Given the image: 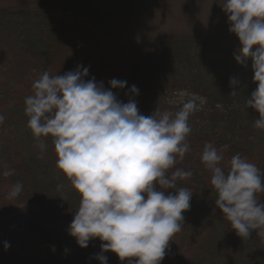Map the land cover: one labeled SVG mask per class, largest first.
Here are the masks:
<instances>
[{
	"label": "trees",
	"instance_id": "16d2710c",
	"mask_svg": "<svg viewBox=\"0 0 264 264\" xmlns=\"http://www.w3.org/2000/svg\"><path fill=\"white\" fill-rule=\"evenodd\" d=\"M124 1L0 0V114L5 117L0 125V173L5 166L15 170L11 177L0 175V239L13 231L23 232L25 240L36 237L46 259L54 248L61 264H100L99 239L81 249L69 235L79 196L56 167L51 139L47 150H40L24 111L25 97L44 71L64 75L81 66V71L88 69L86 79L94 78L105 88L112 79L126 81L124 89L114 90L122 102H127L126 93L135 85L139 94L134 99L146 116L156 109L178 111L180 92L206 98L202 109L189 117L190 151L177 165L193 173L176 182L177 188L193 193L191 208L161 264H264V235L253 232L249 239H241L231 229L215 208L211 173L200 159L206 143L218 149L228 145L225 169L239 153L264 176V130L253 126L258 113L245 105L256 88L251 62L247 67L235 62L239 44L223 49L216 36L194 33L93 53L74 49L68 37L73 29L82 27L94 36L108 33L118 23ZM232 78L239 81L235 89L230 86ZM234 90L237 94L231 96ZM16 182L23 189L10 200L7 193ZM258 196L264 199V193ZM4 244H0V264H11L19 249L1 252ZM104 255L107 264H129L113 253Z\"/></svg>",
	"mask_w": 264,
	"mask_h": 264
},
{
	"label": "clouds",
	"instance_id": "9594fccd",
	"mask_svg": "<svg viewBox=\"0 0 264 264\" xmlns=\"http://www.w3.org/2000/svg\"><path fill=\"white\" fill-rule=\"evenodd\" d=\"M222 8L229 32L239 42L235 62L244 67L251 62L256 88L246 108L258 113L253 126L264 130V0H225ZM80 68L64 75L44 71L24 100L27 127L40 150L46 151L51 139L56 167L79 196L69 235L81 249L99 239L100 264H107L108 252L129 264L133 260L161 264L191 208L193 193L177 188L176 182L193 173L177 165L190 151L189 117L202 109L206 98L180 92L178 111L156 109L146 116L134 99L139 94L135 85L126 93L127 102H122L114 90L124 89L126 81L112 79L105 88L94 78L86 79L88 69ZM238 83L236 78L230 80L233 89ZM236 94L234 90L231 96ZM4 120L0 114V125ZM228 147L206 143L200 156L211 173L215 208L241 239H249L253 232L264 235V199L258 196L264 193V176L239 153L225 169ZM14 173L5 166L0 175L8 178ZM22 189V183H14L7 198H18ZM8 247L5 242V250Z\"/></svg>",
	"mask_w": 264,
	"mask_h": 264
},
{
	"label": "rangeland",
	"instance_id": "374dc122",
	"mask_svg": "<svg viewBox=\"0 0 264 264\" xmlns=\"http://www.w3.org/2000/svg\"><path fill=\"white\" fill-rule=\"evenodd\" d=\"M224 3L225 0H125L118 23L108 33L94 36L77 27L68 37L74 49L89 53L126 44H150L155 39L192 33L216 36L219 46L227 49L229 44L239 43L229 32L230 25L222 8ZM23 235V232L13 231L0 239V244L8 242L10 245L1 252L15 251L14 247L19 249L11 264H39L41 261L61 264L58 251L51 250L49 259H46L36 237L25 240Z\"/></svg>",
	"mask_w": 264,
	"mask_h": 264
}]
</instances>
